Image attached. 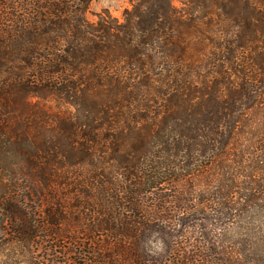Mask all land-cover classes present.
<instances>
[{"label":"trees","instance_id":"obj_1","mask_svg":"<svg viewBox=\"0 0 264 264\" xmlns=\"http://www.w3.org/2000/svg\"><path fill=\"white\" fill-rule=\"evenodd\" d=\"M90 1L0 0V264H264V0Z\"/></svg>","mask_w":264,"mask_h":264},{"label":"rangeland","instance_id":"obj_2","mask_svg":"<svg viewBox=\"0 0 264 264\" xmlns=\"http://www.w3.org/2000/svg\"><path fill=\"white\" fill-rule=\"evenodd\" d=\"M134 0H91L88 5L86 17L96 20L102 12H107L110 16L121 19L124 12L131 7ZM185 0H172L177 9H181ZM31 103L43 107L48 112L68 111L70 107L51 98L33 96L29 98ZM10 253H12L10 251ZM9 253V254H10Z\"/></svg>","mask_w":264,"mask_h":264}]
</instances>
